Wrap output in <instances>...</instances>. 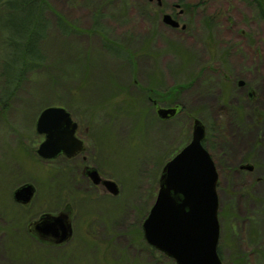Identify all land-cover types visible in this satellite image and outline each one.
Wrapping results in <instances>:
<instances>
[{"label":"rangeland","instance_id":"rangeland-1","mask_svg":"<svg viewBox=\"0 0 264 264\" xmlns=\"http://www.w3.org/2000/svg\"><path fill=\"white\" fill-rule=\"evenodd\" d=\"M151 1L0 0V264H172L142 230L162 170L191 142L195 120L219 175L223 263L264 264V111L244 109L235 83L246 80L264 106L256 0ZM182 9L185 30L164 23L161 14ZM31 14L43 18L32 35ZM154 101L182 109L162 119ZM47 107L72 113L87 148L83 165L114 181L118 195L94 188L81 162L38 155L36 123ZM245 164L256 171L240 173ZM55 168L63 172L54 188ZM26 182L37 187L30 209L13 199ZM67 203L71 240L34 242L29 219Z\"/></svg>","mask_w":264,"mask_h":264},{"label":"water","instance_id":"water-1","mask_svg":"<svg viewBox=\"0 0 264 264\" xmlns=\"http://www.w3.org/2000/svg\"><path fill=\"white\" fill-rule=\"evenodd\" d=\"M161 4V0H157ZM264 7V0H261ZM165 24L178 28L180 24L169 14L163 16ZM185 29V26H182ZM177 114L175 108H160L158 116L169 119ZM77 123L64 107H47L36 123V131L44 135L37 150L42 159L52 160L60 154L73 157L83 150V142L75 136ZM206 129L199 120L194 121L192 140L166 163L160 177L156 201L143 224L146 242L175 260L176 264H223L218 254L219 175L215 162L204 147ZM253 170V166L244 167ZM90 179L95 185L102 182L97 170L91 169ZM108 192L118 195V185L103 180ZM34 187L25 185L15 192L21 204L30 203ZM35 229L49 236L57 244L67 243L73 236L70 212L44 215Z\"/></svg>","mask_w":264,"mask_h":264},{"label":"flooded vegetation","instance_id":"flooded-vegetation-1","mask_svg":"<svg viewBox=\"0 0 264 264\" xmlns=\"http://www.w3.org/2000/svg\"><path fill=\"white\" fill-rule=\"evenodd\" d=\"M149 2L150 3H152V4H154V1H151V0H149ZM256 3H257V8H258V13L259 14H255L256 15V21L257 22H261V24L263 25L264 24V7H263V4L261 3V0H256ZM157 5L160 7V8H162V6H163V4H159V2L157 1ZM175 7H177L178 9L181 7V5H179V4H175L174 5ZM164 13H167V12H164ZM184 13H185V10H180V12H178V13H175V12H169V15H171L172 17H173V19H175L176 21H178L179 22V24H180V27H178V28H173V27H171V26H169V27H171V28H173V29H176V30H179V29H181V30H185L186 29V24H181V20H180V17L181 16H183L184 15ZM162 16H164L165 14H161ZM182 26H185V29H183L182 28ZM240 34H241V36H243V37H248V32H242V31H240ZM235 83H236V87H237V90H239L241 93H245V98H247L248 100H247V105L246 106H244V109H251V110H253L252 112L253 113H255V114H259L260 115V113H259V109H261V110H263L264 111V106H261V104H260V98H258L257 97V94H256V91L251 87V86H249V84H248V82L246 81V80H244V79H237L236 81H235ZM154 105H155V107H156V111H157V114H158V110L160 109V108H166V109H169V108H175L176 110H177V114L179 113V111L182 109V107L179 105V104H174V105H171V106H169L168 108L167 107H164L163 105H162V103H159L158 101H154ZM176 114V115H177ZM71 116H72V113H71ZM72 119H73V121L74 122H76L75 120H74V118L72 117ZM77 123V122H76ZM79 129H80V127H79V124L77 123V129H76V132H75V136L78 138V139H80L82 142H83V150L81 151V152H78L75 156H73V157H67L65 154H60L59 156H57L55 159H64L66 162H67V164L69 165V163H74L73 165H75V164H78V162H81V164H82V171H81V173H82V175L86 178V179H88L91 183H92V181H91V179H90V176H89V172L91 171V169H94V170H97L96 168H93V167H90V166H88V165H86V164H84L83 165V163H86L87 162V157L84 155L85 153H86V150H87V148H86V144H85V141H84V139L83 138H81L80 137V132H79ZM207 136V135H206ZM206 138V137H205ZM205 140V139H204ZM54 160V159H53ZM80 160V161H79ZM249 164H245V165H241L240 167H239V172L241 173V172H243L244 170H246L244 167L245 166H248ZM98 171V170H97ZM246 171H248V172H250V173H253L254 171H256L255 170V167L253 166V170H246ZM63 171L61 170V169H57V168H55V170H54V174H55V176H53L52 178H51V175H50V173L48 174V176H49V184L50 185H52V183L54 184V188L56 187V183L58 184V186L60 185V183H59V179L56 177V176H59V174H61ZM98 173H99V176L101 177V179H102V182L100 183V184H98V185H95L94 183H92L93 185H94V188H96V189H102V190H104V189H106L107 190V188L105 187V185L103 184V180H105L106 178H104L102 175H101V173L98 171ZM25 185H32L33 187H34V195H33V197H32V199H31V201H30V203H28V204H21V203H19V202H17L16 201V199H15V192L19 189V188H21V187H23V186H25ZM50 190H52V188L50 189ZM217 190H218V186H217ZM108 191V190H107ZM37 193V187L34 185V184H32V183H29V182H26V183H22L20 186H18V187H16L14 190H13V194H14V197H13V199H14V201L21 207V208H23V209H30L32 206H34V203H35V201H33L34 200V198H35V196L37 195L36 194ZM61 196V195H60ZM60 196L58 197V196H56V198L58 199V198H60ZM51 199V197L49 198V200ZM63 211H68V212H70V219H71V223H72V215H73V209H72V206H71V204L69 203V204H66L64 207H62V206H58V208L57 209H54V210H51V211H46V212H44V213H41V214H39L38 216H36V218H30L29 219V221H30V229L28 230V236L34 241V242H37L38 244H40V245H42V246H47V247H54V248H57V247H61L62 245H64V244H67V243H64V244H57V243H55V240L54 239H52V238H50L49 236H44V235H42V234H40L36 229H35V226H36V224L40 221V219L44 216V215H47V214H50V215H59L61 212H63ZM219 214V213H218ZM72 228H73V226H72ZM142 232H143V230H142ZM73 233H74V230H73ZM143 236H144V234H143ZM72 238V237H71ZM145 239V238H144ZM160 254H163V253H160ZM218 254H219V256H220V258H221V260H222V257H221V255H220V252H219V245H218ZM163 256H166V255H163ZM167 257V256H166ZM171 262H172V264H176V262H175V260L174 259H172L171 257H167ZM222 263H223V260H222ZM224 264V263H223Z\"/></svg>","mask_w":264,"mask_h":264},{"label":"trees","instance_id":"trees-1","mask_svg":"<svg viewBox=\"0 0 264 264\" xmlns=\"http://www.w3.org/2000/svg\"><path fill=\"white\" fill-rule=\"evenodd\" d=\"M257 1H258V0H257ZM43 3H46V2L43 1ZM46 4H47V3H46ZM40 11H41V10H40ZM54 13L57 14L55 11H54ZM43 15H44V14H43ZM57 16H58V14H57ZM30 17H31V18H30L29 21H28V23H29V24H28V25H29V28H27L25 31H27L28 33H31L30 35H32V34H34V33L37 31V28H38V26H39V20H40V19H43V18H42V14H31ZM58 18L60 19L61 22H63V24H66L65 21L62 19V17L58 16ZM60 25H61V24H60ZM66 25H68V24H66ZM43 26H44V25H43ZM43 31H44V30H43ZM62 31H63V33L65 34V32H66L67 30H64V29L62 28ZM68 31H69V30H68ZM68 31H67V33H69ZM77 31L80 32L79 30H77ZM44 35H45L44 32H43L42 34H40V35L38 36V40H37V41L40 42L41 39H42V37H43ZM44 37H45V36H44ZM38 52H39V54H40V49H38ZM24 57L26 58V56H24ZM39 57H41V56L39 55ZM31 58H32V57L30 56V59H29V58H28V59L31 60ZM36 58H37V57H36ZM34 68H35V67H30L29 70H30V69H34ZM163 95H164V94H162L161 97H162L163 99H165L166 96H163ZM169 101L171 102V100H169ZM173 101H175V100L172 99V102H173ZM172 102H171V103H172ZM3 105H5V104L3 103ZM171 105H174V104H170V106H171ZM203 145H204V147H205L206 149H208V148H207V138L204 140ZM67 204H69V203H67ZM65 205H66V204H64L63 207H64ZM153 250H154V249H153ZM161 255H162V254H161ZM162 256H163V255H162Z\"/></svg>","mask_w":264,"mask_h":264}]
</instances>
